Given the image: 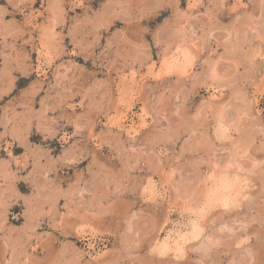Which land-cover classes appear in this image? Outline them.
<instances>
[{
  "label": "clouds",
  "instance_id": "obj_1",
  "mask_svg": "<svg viewBox=\"0 0 264 264\" xmlns=\"http://www.w3.org/2000/svg\"><path fill=\"white\" fill-rule=\"evenodd\" d=\"M0 264H264V0H0Z\"/></svg>",
  "mask_w": 264,
  "mask_h": 264
},
{
  "label": "rangeland",
  "instance_id": "obj_2",
  "mask_svg": "<svg viewBox=\"0 0 264 264\" xmlns=\"http://www.w3.org/2000/svg\"><path fill=\"white\" fill-rule=\"evenodd\" d=\"M21 87H24V85H21ZM110 246V245H109Z\"/></svg>",
  "mask_w": 264,
  "mask_h": 264
}]
</instances>
